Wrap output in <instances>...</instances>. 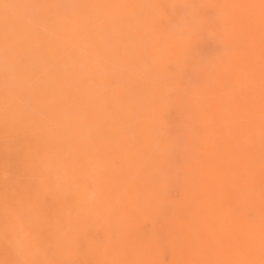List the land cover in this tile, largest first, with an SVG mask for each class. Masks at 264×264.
<instances>
[{"label":"rangeland","instance_id":"1","mask_svg":"<svg viewBox=\"0 0 264 264\" xmlns=\"http://www.w3.org/2000/svg\"><path fill=\"white\" fill-rule=\"evenodd\" d=\"M191 2L177 37L184 0H0V231L38 213L32 264H264V0ZM36 9L56 38L31 30ZM69 57H120L144 99L78 81ZM10 71L42 82L10 87ZM44 161L69 195L46 190ZM0 264H17L2 240Z\"/></svg>","mask_w":264,"mask_h":264},{"label":"clouds","instance_id":"2","mask_svg":"<svg viewBox=\"0 0 264 264\" xmlns=\"http://www.w3.org/2000/svg\"><path fill=\"white\" fill-rule=\"evenodd\" d=\"M183 9V15L179 18V22L170 28V33L177 37H180L187 30L189 18L197 12V7L191 0H184ZM150 11L155 12L156 9L150 7ZM30 17L33 32L38 33L43 38H56L57 30L46 17L40 14L39 9L33 10ZM38 55V53H33L31 58L36 59ZM62 68L65 72L70 71L74 74L78 81L87 80L90 85H96V82L100 81L99 87L105 92L110 91V88L103 82L104 78L111 77L120 81L129 90H133L138 101L144 99L143 89L137 87V82L143 79L142 73L139 70H131L120 57H113L110 60H105L102 57H96L92 60L69 57ZM41 82L39 75L10 71V87L32 92L38 89ZM29 113L38 114L30 99L21 108L14 109L10 113V120L14 125L24 128V119L26 114ZM70 115L67 112L64 114L66 119L70 118ZM41 172L43 179L46 181L47 191L52 192L59 198L70 194V176L66 168L52 161H44L42 162ZM32 179L38 178L32 177ZM99 196L100 192L96 186H92L82 193L83 200L89 204L96 202ZM38 219V213L29 206L25 210L23 219L13 218L6 228L0 231V240L6 243L11 252L17 257V264H32L40 254L37 238L33 231V225Z\"/></svg>","mask_w":264,"mask_h":264},{"label":"bare ground","instance_id":"3","mask_svg":"<svg viewBox=\"0 0 264 264\" xmlns=\"http://www.w3.org/2000/svg\"><path fill=\"white\" fill-rule=\"evenodd\" d=\"M59 165V164H58ZM61 165V164H60ZM102 167V166H101ZM103 168V167H102ZM94 182V181H93ZM46 191V190H45ZM103 191V190H102ZM48 193V192H47Z\"/></svg>","mask_w":264,"mask_h":264}]
</instances>
